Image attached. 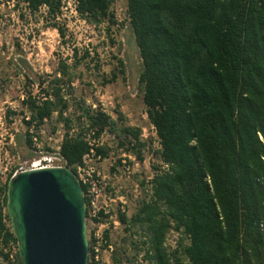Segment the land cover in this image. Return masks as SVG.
Returning a JSON list of instances; mask_svg holds the SVG:
<instances>
[{
	"label": "trees",
	"instance_id": "1",
	"mask_svg": "<svg viewBox=\"0 0 264 264\" xmlns=\"http://www.w3.org/2000/svg\"><path fill=\"white\" fill-rule=\"evenodd\" d=\"M25 1L32 14L46 8L67 43V28L57 20L66 0ZM74 1L80 17L96 27L117 23L115 0ZM127 7L142 59L143 101L160 142L156 152L166 165L151 179V194L136 213L120 214L129 231L137 228L144 237L143 260L131 263L264 264V0H127ZM73 49L75 62L60 59L49 81L33 76L22 60L26 82L39 88L22 100L29 113L23 116L25 146L32 152L34 137L57 114L65 127L60 152L75 172L89 145L70 131L83 119L98 135L106 130L125 135L120 145L132 137L140 157L146 143L139 128L119 129L111 116L75 97L72 70L89 51L79 55ZM16 114L8 110L6 116ZM111 150L107 144L98 148L103 157ZM11 176L0 186L5 244H17L4 212ZM171 229L182 234L173 251L166 245ZM105 236L110 240L109 230ZM113 259L122 263L118 253ZM15 264H21L18 252Z\"/></svg>",
	"mask_w": 264,
	"mask_h": 264
},
{
	"label": "rangeland",
	"instance_id": "2",
	"mask_svg": "<svg viewBox=\"0 0 264 264\" xmlns=\"http://www.w3.org/2000/svg\"><path fill=\"white\" fill-rule=\"evenodd\" d=\"M112 10L117 23L104 21L96 27L80 17L73 1L66 0L63 15L57 19L67 28V43H64L46 8L32 14L25 0H0V186L10 174L20 170L25 161L35 156L34 151L25 146L27 127L23 116L29 113L22 100L27 91L38 94L39 88L26 82L22 60L26 59L30 64L33 76L38 74L49 81L60 59L75 62L73 48L76 47L79 55L88 50L89 56L72 70L75 97L84 98L86 106L111 116L119 129L125 126L139 128L140 140L146 143L139 157L133 149L126 151L123 149L125 144H119L125 135L118 138L110 132L104 136L105 144L112 148L107 157L109 160L103 164L108 179L114 184L112 196L115 200L110 203L114 209L125 204L127 216L132 217L142 201L149 198L151 179L166 169V165L156 152L160 142L143 101L139 83L142 59L130 28L127 0H115ZM8 110L17 114L8 118ZM82 126H85V119L81 123L77 121L73 127ZM64 132L63 122L54 114L41 127L35 148L55 150L61 144ZM125 153L130 168H121L115 176L116 168L112 167V162ZM108 230L114 252H104V264H115L114 253L120 255L121 264L143 260L141 231L137 228L129 231L122 221L111 222ZM181 236L175 229L168 232L166 245L170 250L177 247Z\"/></svg>",
	"mask_w": 264,
	"mask_h": 264
},
{
	"label": "water",
	"instance_id": "3",
	"mask_svg": "<svg viewBox=\"0 0 264 264\" xmlns=\"http://www.w3.org/2000/svg\"><path fill=\"white\" fill-rule=\"evenodd\" d=\"M7 211L21 264L89 263L84 187L69 166L28 169L11 177Z\"/></svg>",
	"mask_w": 264,
	"mask_h": 264
},
{
	"label": "built area",
	"instance_id": "4",
	"mask_svg": "<svg viewBox=\"0 0 264 264\" xmlns=\"http://www.w3.org/2000/svg\"><path fill=\"white\" fill-rule=\"evenodd\" d=\"M75 3L74 0H71ZM71 135L80 134L89 145V151L85 154L83 162L76 166V174L83 185H85L84 195L86 197V223L88 228L89 239V262L92 264H104V252H114V246L111 240L105 236L106 230L109 229L111 222L119 223L121 221L120 214L126 213V205L121 204L117 209H114L110 201L115 200L112 196L114 193V184L108 179L103 164L109 160L103 157L98 152V148L105 145L104 136L110 134L108 130L101 135L97 134V128L89 124H85L81 128L73 127L70 131ZM37 145L38 138L34 137ZM134 139L132 137L125 141L123 149L130 151L133 149ZM60 145L55 150H37L33 149L35 156L25 161L24 165L12 174L15 176L21 171L52 167V166H67L60 152ZM127 154H123L122 158L113 160L112 167H115L114 175L121 171V168L129 170L130 160ZM130 157V156H129ZM112 159V157H111ZM116 195V194H115ZM4 212H8L4 209ZM8 223V220L5 219ZM91 241V250H90ZM3 250V252H1ZM18 252V244L14 242L0 243V263L15 264L16 254ZM89 264V263H88Z\"/></svg>",
	"mask_w": 264,
	"mask_h": 264
}]
</instances>
